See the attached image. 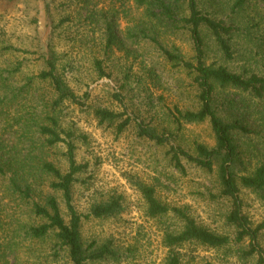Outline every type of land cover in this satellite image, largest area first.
<instances>
[{
    "label": "rangeland",
    "instance_id": "374dc122",
    "mask_svg": "<svg viewBox=\"0 0 264 264\" xmlns=\"http://www.w3.org/2000/svg\"><path fill=\"white\" fill-rule=\"evenodd\" d=\"M202 3L211 7L214 18L241 28L235 38L236 51L231 62L224 59L212 36L205 32L207 64L219 63L236 73H242L244 69H263L264 48L260 47L264 42L263 5L254 0L243 10L234 12L233 2L228 0H202ZM128 6L132 10H129V16H123L121 20L124 32L132 25L131 20L141 15V11L135 10L133 2ZM85 16L79 0L0 3V71L13 74L10 83L20 86L25 78L45 70L44 58H48L53 49L61 59L62 67L70 64L64 67V71L71 88L80 97L85 93L91 96L87 108L66 103L63 113L64 128L73 130L79 138L75 144L77 161L88 165L81 176V183L75 187L74 203L80 213L87 214L94 201L116 192L124 196L126 209L115 218L83 222L84 239L100 242L114 239L127 256L124 255L120 263L108 264H164L169 251L163 244L164 231L174 221L150 219L136 182L155 187L157 197L167 204L189 208V213L203 227L233 238L235 229L226 223L232 204L230 200L219 197L216 173L210 175L184 162L187 173L182 174L171 165L168 147L140 139L134 125L118 135L115 126L100 125L93 110L89 109L99 106L122 112L121 107L112 100V95L119 93L126 98L129 115L135 112L158 131L176 133L174 145H180L190 153L195 142L213 147L215 137L209 123L186 125L178 132L167 114V109L176 106L186 110L197 108L192 77L188 72L174 68L149 43L134 46L128 43L130 54L116 51L107 61L100 46L101 30L86 25L83 20ZM68 17L72 22L65 21L62 25ZM164 38L177 46L187 59L193 57L194 45L188 33L169 31ZM255 51L260 53L253 57ZM95 58L105 61L104 66L112 78L100 79L96 75L92 67ZM16 68H20L19 72L14 70ZM128 76L130 80L125 81ZM217 100L219 104L226 105L224 108L230 107L229 101H234V108L243 110L252 129L258 132L249 136L240 134L236 138L252 172L264 163V99L257 100L249 94L227 89L218 90ZM236 113L233 111L234 116ZM19 114L14 106L8 107L6 115L0 117V122L7 129L0 133H3L2 138L10 148L18 143L20 131L17 126H8H11V122L14 124ZM65 153L66 147L62 144L48 150L49 161L62 171L68 168ZM6 185V181L0 178V209H3L0 217L1 242L15 236L12 230L19 220H25V214L12 203L15 200L5 196ZM40 187V196L54 195L65 210L61 194L49 188V181L42 182ZM241 197L244 212L253 226L264 224V203L247 190H242ZM181 227L177 223L175 228ZM259 242L264 249V229ZM49 245V241L34 245L20 242L15 248L8 249L1 264H69L65 257L55 261L49 253ZM248 246L249 241L242 245L232 243L222 249L186 246L181 252L186 255L185 264H258L257 258L244 256ZM129 249L132 253H127Z\"/></svg>",
    "mask_w": 264,
    "mask_h": 264
},
{
    "label": "trees",
    "instance_id": "16d2710c",
    "mask_svg": "<svg viewBox=\"0 0 264 264\" xmlns=\"http://www.w3.org/2000/svg\"><path fill=\"white\" fill-rule=\"evenodd\" d=\"M3 1L11 3L19 0H0V3ZM228 1L233 2V11L236 12L243 10L254 0ZM256 1L264 9V0ZM130 2L134 3L135 10L141 11V15L131 20L132 25L124 32L121 20L123 16H129L132 10L128 6ZM79 4L86 13L83 19L86 25L101 30L100 46L107 61L116 51L130 54L128 43L131 46L149 43L174 68L188 72L193 79L197 108L186 110L176 106L167 109L170 122L178 132L186 125L209 123L215 137L213 147L195 142L193 152L190 153L180 145H174L176 133L158 131L135 112L129 115L126 98L119 93H114L112 100L121 107L122 112L99 106L89 108L93 110L100 125L115 126L118 135L134 125L140 139L168 147L167 155L171 165L182 174L187 173L184 162L210 175L216 173L219 197L231 201L232 208L226 217V223L235 229L233 238L203 227L189 213V208L167 204L157 197L155 187L136 182L135 186L145 201L150 219L174 221L164 231L163 244L169 250L164 264H185L186 255L181 250L186 246L222 249L232 243L242 245L246 241H249V249L244 256L257 258L258 264H264V249L259 242L264 224L253 226L244 212L241 197L242 190H247L264 203V163L250 172L236 139L240 134L249 136L258 132L252 129L243 110L234 108V101H229L230 107L224 108L226 105L219 104L217 100L218 90L227 89L263 100L264 66L260 70L244 69L242 73H236L219 63L209 65L206 62L205 32L212 36L224 59L231 62L235 57V38L241 28L234 23L214 18L211 7L202 3V0H79ZM100 5H103L102 8ZM65 21L72 22L68 17L62 25ZM169 31H184L189 34L194 45L191 59H187L177 46L167 42L164 37ZM260 47L264 48V42ZM255 52L253 57L260 53ZM44 61L45 70L25 78L20 86L10 83L13 74L0 71V109L3 108L0 110V117L6 115L8 107L16 106L20 112L14 124L11 122V126H8L19 127L18 143L12 144L10 148L2 138L3 133H0V178L7 183L4 188L5 196L14 199L15 201L11 200L12 203L25 214V220H19L12 230L15 236L5 242L0 239V264L6 258L8 249L15 248L20 242L34 245L48 241L49 253L55 261L65 257L69 264L120 263L126 254L114 239L86 241L83 222L92 219L107 220L121 215L126 209L124 196L114 192L96 200L90 205L87 214L80 213L74 203L75 187L81 183V176L88 165L77 161L75 144L79 138L73 130L64 128L63 113L66 103L81 109L87 108L91 96L85 93L80 97L71 88L64 71V67L70 64L62 67L61 59L53 49L48 58L45 56ZM104 65V60L95 58L92 67L100 79L112 78ZM19 69L14 70L19 72ZM128 79L130 80V76L125 81ZM8 99L10 101L6 104ZM233 111L237 112L236 116ZM4 125L0 122V131L6 132ZM61 144L66 147V171H62L48 159V150ZM44 181H49L52 191L61 194L65 210L54 195L40 196V186ZM2 213L3 209H0V217ZM177 223L182 225L180 229L175 228ZM127 253H132V250L129 249Z\"/></svg>",
    "mask_w": 264,
    "mask_h": 264
}]
</instances>
